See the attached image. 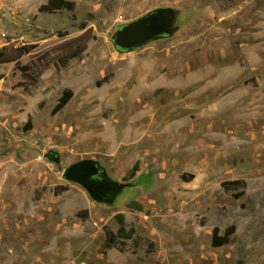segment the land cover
I'll return each instance as SVG.
<instances>
[{
  "label": "rangeland",
  "instance_id": "374dc122",
  "mask_svg": "<svg viewBox=\"0 0 264 264\" xmlns=\"http://www.w3.org/2000/svg\"><path fill=\"white\" fill-rule=\"evenodd\" d=\"M64 1L0 0L28 51L0 64V264H264V0ZM157 11L164 37L113 46ZM87 161L107 198L66 179Z\"/></svg>",
  "mask_w": 264,
  "mask_h": 264
},
{
  "label": "water",
  "instance_id": "95a60500",
  "mask_svg": "<svg viewBox=\"0 0 264 264\" xmlns=\"http://www.w3.org/2000/svg\"><path fill=\"white\" fill-rule=\"evenodd\" d=\"M173 18L174 15L168 11H157L149 14L145 18L116 31L112 35L113 46L121 52L139 49L151 41L159 39L162 34H166L165 28L168 27ZM55 161L58 163L59 159L56 158ZM96 167L97 164L94 162H82L66 169L65 177L69 181L80 184L93 199L100 201L102 197L98 194V188L101 187L88 181L90 177L96 174ZM108 182L115 187L116 184L109 180Z\"/></svg>",
  "mask_w": 264,
  "mask_h": 264
},
{
  "label": "trees",
  "instance_id": "16d2710c",
  "mask_svg": "<svg viewBox=\"0 0 264 264\" xmlns=\"http://www.w3.org/2000/svg\"><path fill=\"white\" fill-rule=\"evenodd\" d=\"M48 6L49 7H57L58 10L60 9H67L71 10V3L64 1V0H48ZM28 53V51L25 48H14L12 50L2 49L0 50V64L5 63H11L16 62L18 59H20L24 54ZM22 71L26 70L25 67L21 68ZM72 93L70 91H64L61 98L58 101V104L53 108L52 114L58 113L60 110H62L66 104L71 99ZM31 121L30 119L27 122V131L30 128ZM135 169V167H134ZM229 186L238 187L240 185L243 186V183L241 181H233L228 183ZM225 186V185H223ZM115 220L119 226L116 233H113L110 230H107L105 232V241H104V247L105 249H112L116 248L121 242L124 240H130L134 236V229L133 228H127L124 220V216L121 214H118L115 216ZM230 234L226 233L224 237H218V230L215 229L213 233L212 238V247L219 248L225 244L228 243Z\"/></svg>",
  "mask_w": 264,
  "mask_h": 264
},
{
  "label": "flooded vegetation",
  "instance_id": "af4514ba",
  "mask_svg": "<svg viewBox=\"0 0 264 264\" xmlns=\"http://www.w3.org/2000/svg\"><path fill=\"white\" fill-rule=\"evenodd\" d=\"M168 27H170V24L168 25ZM167 28H165V29H167ZM164 36H165V34H162L160 37H164ZM96 171H97V172H95L96 174L94 176L90 177L88 179V181L92 182L96 186H100L101 188H98V194L100 195V197L105 198L107 196V192L110 188V184H109L108 180L106 179L101 168H99L97 166Z\"/></svg>",
  "mask_w": 264,
  "mask_h": 264
},
{
  "label": "crops",
  "instance_id": "0c3cea01",
  "mask_svg": "<svg viewBox=\"0 0 264 264\" xmlns=\"http://www.w3.org/2000/svg\"><path fill=\"white\" fill-rule=\"evenodd\" d=\"M118 228H119V226H118ZM118 230V229H117ZM117 230H116V232H117ZM116 232H113V233H116Z\"/></svg>",
  "mask_w": 264,
  "mask_h": 264
},
{
  "label": "bare ground",
  "instance_id": "6f19581e",
  "mask_svg": "<svg viewBox=\"0 0 264 264\" xmlns=\"http://www.w3.org/2000/svg\"><path fill=\"white\" fill-rule=\"evenodd\" d=\"M37 1V0H36Z\"/></svg>",
  "mask_w": 264,
  "mask_h": 264
}]
</instances>
